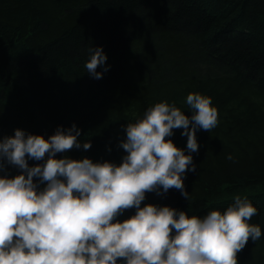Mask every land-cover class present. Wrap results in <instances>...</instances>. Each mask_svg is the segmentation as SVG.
Listing matches in <instances>:
<instances>
[{
	"label": "trees",
	"instance_id": "16d2710c",
	"mask_svg": "<svg viewBox=\"0 0 264 264\" xmlns=\"http://www.w3.org/2000/svg\"><path fill=\"white\" fill-rule=\"evenodd\" d=\"M91 48L107 57L99 79L85 68ZM189 93L218 111L214 129L196 132L198 152L182 129L169 137L196 165L183 177L189 198L160 189L141 207L203 216L247 198L262 235L238 264H264V0H0V138L20 129L47 139L75 124L81 148L56 158L119 164L127 123L157 102L191 116ZM17 174L5 160L0 175Z\"/></svg>",
	"mask_w": 264,
	"mask_h": 264
},
{
	"label": "clouds",
	"instance_id": "9594fccd",
	"mask_svg": "<svg viewBox=\"0 0 264 264\" xmlns=\"http://www.w3.org/2000/svg\"><path fill=\"white\" fill-rule=\"evenodd\" d=\"M106 59L101 48H91L87 72L101 78L96 70ZM185 103L191 116L157 102L127 123L119 164L56 158L81 148L75 124L47 139L20 129L0 138V171L5 160L20 170L0 175V264H238V253L262 235L249 223L258 211L247 198L236 195L223 211L203 216L141 207L146 193L160 189L189 198L183 177L196 165L169 137L182 129L188 152H198L196 132L214 129L218 111L199 93H189ZM82 146L88 150L91 143ZM28 160L42 163L29 166ZM133 208L134 215L118 219Z\"/></svg>",
	"mask_w": 264,
	"mask_h": 264
}]
</instances>
